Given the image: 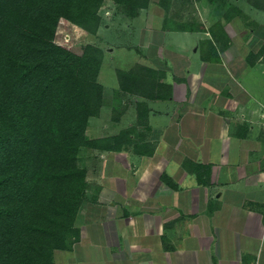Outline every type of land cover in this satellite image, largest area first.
I'll use <instances>...</instances> for the list:
<instances>
[{
	"label": "crops",
	"instance_id": "1",
	"mask_svg": "<svg viewBox=\"0 0 264 264\" xmlns=\"http://www.w3.org/2000/svg\"><path fill=\"white\" fill-rule=\"evenodd\" d=\"M160 8L132 18L135 39L144 36L133 48L138 62L167 70L172 99L148 100L140 121L143 98L114 90L112 130L93 128L91 137L112 136V148L80 153L97 155L94 172L84 164L94 223L72 250L58 251L81 247L72 260L86 264L87 240L109 249L112 264H264V10L241 21L235 40L229 22L209 17L165 28L169 11ZM189 162L211 166L206 183Z\"/></svg>",
	"mask_w": 264,
	"mask_h": 264
},
{
	"label": "trees",
	"instance_id": "2",
	"mask_svg": "<svg viewBox=\"0 0 264 264\" xmlns=\"http://www.w3.org/2000/svg\"><path fill=\"white\" fill-rule=\"evenodd\" d=\"M104 1L0 0V264H58L55 251L72 250L81 238L76 222L88 181L80 153L84 147L111 149L113 141L87 136L90 118L105 103L98 79L104 52L94 43L73 52L56 33L64 18L96 35ZM113 1L129 17L150 3ZM253 4L264 9V3ZM169 22L167 15L163 27ZM117 76L119 92L143 98L140 121L148 100L172 99L164 68L137 62L117 69ZM189 166L207 182L209 164Z\"/></svg>",
	"mask_w": 264,
	"mask_h": 264
},
{
	"label": "rangeland",
	"instance_id": "3",
	"mask_svg": "<svg viewBox=\"0 0 264 264\" xmlns=\"http://www.w3.org/2000/svg\"><path fill=\"white\" fill-rule=\"evenodd\" d=\"M255 1L260 4L264 3V0ZM162 2L163 5L160 4ZM253 3L254 0H213L212 2L209 0H152L151 2L150 0L149 5L152 7V9L156 8L161 12H163V9L160 8L162 6L165 7L166 12L167 10L169 11L170 23H168V25L170 24V27H179L181 25L180 21L183 19H185L187 22H190V20L193 19L201 21L202 18L204 19L206 17L218 21L219 23L229 22L228 24L232 29L235 40H239V30L242 26L241 21L247 20L250 22V18L252 15H255V11L264 10L261 8H256ZM239 4L241 5L239 6ZM238 6H242L243 8L240 9ZM242 11L244 15L241 16L244 18L239 19L236 17L230 19L231 17H235L236 14L242 13ZM99 13L102 17V20L96 35L89 34L84 28L64 18L60 20L56 33V40L59 42V44L69 48L73 52L80 54L83 51V47L88 43H94L100 46L104 52V58L98 79L104 85L105 104L102 107L101 115L92 117V119H96H94L90 124V134L87 133V136L90 138L94 135L93 132H95L93 128H101L99 131L100 133L103 132L105 128L107 129V133L112 130V124H114L113 121H115L114 119H116L118 115V108L114 109L113 105L111 104V100L113 99L116 103L117 101L115 97H118L115 95V93L113 94L114 90L119 85L117 69H129L136 62L140 61L139 51L133 47L136 45V47L141 48V45L144 41L143 34L141 40L135 39L134 32L137 30V28L136 25L133 24V17L127 16L113 0H105L99 8ZM153 24V27H159L160 21L158 20ZM196 24L197 23H194V25ZM153 36L154 38H162L163 35H158V32L156 33V31H153L151 37ZM192 41L195 40L192 39ZM156 48V46L155 48H150L151 52H154ZM195 48L196 44L193 43L192 49L194 50ZM84 150L85 151L80 154L79 163L81 166H84L86 163L88 166L92 167L94 172L96 163L95 160L97 156L96 151L90 148H86ZM88 185L89 189L76 222L80 228H87L89 222H91V224L92 222L94 223L95 215H90L93 213H89L88 215V210H85L84 208V204L91 196L89 194L91 192L90 186L92 185L90 182ZM93 241L95 240L93 239ZM85 243L88 247L83 249H89V247H92V251H90L88 254L89 258L83 259L86 264H112L109 249H106L100 253L98 249H95V247L89 244L87 240H85ZM56 251L57 253L55 259H57L56 261L58 264H74L75 262L72 259L79 257L81 247H77L73 252ZM80 254L83 256L84 252ZM106 256L108 257L106 258Z\"/></svg>",
	"mask_w": 264,
	"mask_h": 264
}]
</instances>
